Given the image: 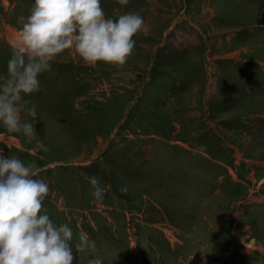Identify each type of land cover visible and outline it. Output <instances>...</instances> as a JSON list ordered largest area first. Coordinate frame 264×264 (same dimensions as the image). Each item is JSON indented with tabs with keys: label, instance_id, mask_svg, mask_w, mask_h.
<instances>
[{
	"label": "rangeland",
	"instance_id": "374dc122",
	"mask_svg": "<svg viewBox=\"0 0 264 264\" xmlns=\"http://www.w3.org/2000/svg\"><path fill=\"white\" fill-rule=\"evenodd\" d=\"M33 3L0 0V75ZM101 7L144 18L132 54L56 56L25 97L38 116L20 109L35 134L0 123L3 155L48 183L42 211L72 227L73 264H264V0Z\"/></svg>",
	"mask_w": 264,
	"mask_h": 264
},
{
	"label": "clouds",
	"instance_id": "9594fccd",
	"mask_svg": "<svg viewBox=\"0 0 264 264\" xmlns=\"http://www.w3.org/2000/svg\"><path fill=\"white\" fill-rule=\"evenodd\" d=\"M21 20L20 43L7 61V75H0V123L28 139L35 127L21 120L20 109L33 119L38 116L25 97L39 90L40 74L56 56L74 49L88 63L123 64L134 50L133 37L145 28L136 11L106 18L101 0H34L30 14ZM87 179L93 196L102 201L99 177ZM126 190L121 186L120 191ZM48 192V183L36 177L32 164L0 150V264H73L72 227L56 225L42 211ZM80 240L78 248L88 246L86 233Z\"/></svg>",
	"mask_w": 264,
	"mask_h": 264
},
{
	"label": "bare ground",
	"instance_id": "6f19581e",
	"mask_svg": "<svg viewBox=\"0 0 264 264\" xmlns=\"http://www.w3.org/2000/svg\"><path fill=\"white\" fill-rule=\"evenodd\" d=\"M0 58H2V57H0ZM45 111H47V110H45Z\"/></svg>",
	"mask_w": 264,
	"mask_h": 264
}]
</instances>
